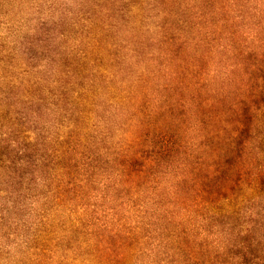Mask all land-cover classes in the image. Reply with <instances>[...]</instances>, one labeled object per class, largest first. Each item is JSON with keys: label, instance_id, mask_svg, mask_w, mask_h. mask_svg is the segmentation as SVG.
<instances>
[{"label": "trees", "instance_id": "1", "mask_svg": "<svg viewBox=\"0 0 264 264\" xmlns=\"http://www.w3.org/2000/svg\"><path fill=\"white\" fill-rule=\"evenodd\" d=\"M78 11L0 100L30 264H264V0Z\"/></svg>", "mask_w": 264, "mask_h": 264}, {"label": "rangeland", "instance_id": "2", "mask_svg": "<svg viewBox=\"0 0 264 264\" xmlns=\"http://www.w3.org/2000/svg\"><path fill=\"white\" fill-rule=\"evenodd\" d=\"M96 1L0 0L1 101L4 100L3 97H6L5 101L20 105L18 101L24 94L22 84L27 82L32 84L37 74L33 76L34 69L40 65L38 57L40 48L46 45L51 46L55 42L52 34L60 36L61 33L64 35L68 33L69 37L71 32L68 25L72 26L76 22L75 19L79 20L80 6L85 7V4H93ZM54 20H61L62 24L52 30L50 21ZM41 23H45V30L39 29ZM77 32L79 33V29ZM26 60L27 63H23ZM15 108L11 106L10 110H19L18 107ZM3 109L4 107L1 110ZM6 109L7 107L4 111ZM45 120H48L47 116ZM27 178L26 176L23 181L25 182ZM5 179L6 176H0V264H30L32 251L24 242L26 231L24 226L32 222V217L30 218L27 212L18 209L17 206H20L21 202L29 204L31 200L16 199V192L10 194L6 191L3 183ZM12 204H14L13 207Z\"/></svg>", "mask_w": 264, "mask_h": 264}]
</instances>
